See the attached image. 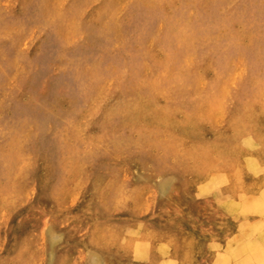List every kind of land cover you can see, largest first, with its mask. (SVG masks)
<instances>
[{
	"label": "rangeland",
	"instance_id": "1",
	"mask_svg": "<svg viewBox=\"0 0 264 264\" xmlns=\"http://www.w3.org/2000/svg\"><path fill=\"white\" fill-rule=\"evenodd\" d=\"M262 199L264 0H0V264H264Z\"/></svg>",
	"mask_w": 264,
	"mask_h": 264
},
{
	"label": "bare ground",
	"instance_id": "2",
	"mask_svg": "<svg viewBox=\"0 0 264 264\" xmlns=\"http://www.w3.org/2000/svg\"><path fill=\"white\" fill-rule=\"evenodd\" d=\"M186 58V57H185ZM257 199V198H256ZM256 199H254L253 201H256ZM263 200V199H262ZM260 202V201H259ZM263 202H264V200H263ZM238 204V203H237ZM255 204V203H254ZM248 208H249V206H247ZM227 208V207H226ZM237 208V207H236ZM260 211V210H259ZM252 225V224H251ZM221 228V227H220ZM241 239H243V238H241ZM221 241V240H220ZM248 241V240H247ZM207 243V242H206ZM209 250V249H208ZM220 253V252H219ZM223 256V255H222ZM219 257V256H218ZM218 260V259H217ZM256 262V261H255ZM216 263L218 264V261H216Z\"/></svg>",
	"mask_w": 264,
	"mask_h": 264
}]
</instances>
